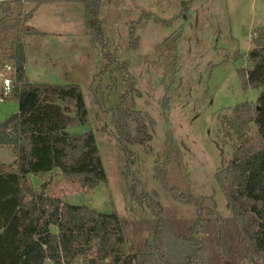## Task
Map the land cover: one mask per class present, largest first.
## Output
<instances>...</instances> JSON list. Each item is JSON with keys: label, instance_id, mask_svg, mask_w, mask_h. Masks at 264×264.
I'll list each match as a JSON object with an SVG mask.
<instances>
[{"label": "rangeland", "instance_id": "1", "mask_svg": "<svg viewBox=\"0 0 264 264\" xmlns=\"http://www.w3.org/2000/svg\"><path fill=\"white\" fill-rule=\"evenodd\" d=\"M19 2L17 12L31 10L36 0ZM99 18L107 42L102 48L85 26L83 0H43L29 23L44 35L25 38L31 83L80 86L88 121L68 130L94 133L106 173V180L88 192L61 182L63 199L99 212L115 211L125 222L127 245H139L151 237L154 215L132 197V185L137 196L149 193L157 199L168 218L196 216L195 204L176 201L155 176L156 162L169 159L170 184L196 195L223 218L232 216L217 174L229 166L236 146L226 117L238 103L255 104L262 90L246 85L240 72L249 66L253 34L264 26V0H101ZM104 52L128 62L137 92L127 104L155 123L148 143L127 144L129 164L111 118L126 83L117 64L104 70ZM17 111L18 101L0 94V121ZM15 159L11 148L0 146V162ZM48 177L34 176L33 183L38 187ZM240 264H264V253Z\"/></svg>", "mask_w": 264, "mask_h": 264}, {"label": "trees", "instance_id": "2", "mask_svg": "<svg viewBox=\"0 0 264 264\" xmlns=\"http://www.w3.org/2000/svg\"><path fill=\"white\" fill-rule=\"evenodd\" d=\"M19 1L0 3V74L12 80L10 92L0 94L18 101V111L0 121V146L16 155L13 163L0 162V264H44L47 260L73 264L78 259L85 264H240L264 253V26L253 34L249 66L240 72L244 83L262 87L261 93L255 104L238 103L226 117L236 146L229 166L217 179L232 216L223 218L196 195L170 184V160L158 161L154 166L157 179L176 201L195 204L196 216L168 218L157 199L149 193L137 196L132 185V197L152 211L154 227L143 243L128 246L125 222L115 211L99 212L63 199L61 182L88 192L106 180V173L94 133L68 130L88 121L80 86L29 81L25 38L44 35L29 23L43 0H36L29 11L17 12ZM83 1L85 26L94 45L102 48L107 42L99 18L101 0ZM131 44L136 47L137 38ZM104 56V70L117 64L126 83L111 118L128 163L132 151L127 144L148 143L149 128L155 123L152 118L148 123L145 112L127 104V98L137 92L128 62H119L111 53L104 52ZM168 102L165 95V109ZM34 176L49 177L36 187Z\"/></svg>", "mask_w": 264, "mask_h": 264}, {"label": "built area", "instance_id": "3", "mask_svg": "<svg viewBox=\"0 0 264 264\" xmlns=\"http://www.w3.org/2000/svg\"><path fill=\"white\" fill-rule=\"evenodd\" d=\"M11 67L8 66V69H10ZM11 85H12V80L10 77H4V75H2L1 79H0V89L4 91L5 94L9 93L11 90Z\"/></svg>", "mask_w": 264, "mask_h": 264}, {"label": "water", "instance_id": "4", "mask_svg": "<svg viewBox=\"0 0 264 264\" xmlns=\"http://www.w3.org/2000/svg\"><path fill=\"white\" fill-rule=\"evenodd\" d=\"M2 75L0 74V79H1Z\"/></svg>", "mask_w": 264, "mask_h": 264}, {"label": "crops", "instance_id": "5", "mask_svg": "<svg viewBox=\"0 0 264 264\" xmlns=\"http://www.w3.org/2000/svg\"><path fill=\"white\" fill-rule=\"evenodd\" d=\"M28 60H29V58H28ZM26 64H28V61H27V63Z\"/></svg>", "mask_w": 264, "mask_h": 264}]
</instances>
